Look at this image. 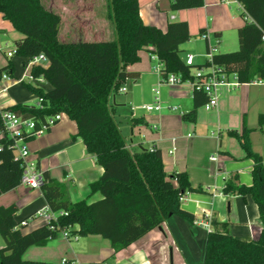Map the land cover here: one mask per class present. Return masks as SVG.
<instances>
[{
  "label": "trees",
  "instance_id": "trees-1",
  "mask_svg": "<svg viewBox=\"0 0 264 264\" xmlns=\"http://www.w3.org/2000/svg\"><path fill=\"white\" fill-rule=\"evenodd\" d=\"M245 18L238 28V49L216 53L213 62L234 71L240 83L264 81V0H237ZM205 0H170L173 11L202 7ZM0 13L23 34L16 42L14 54L33 58L43 54L47 66L34 65L32 74L42 75L52 85L50 90L24 82L41 99L40 104H14L0 109V194L21 184L23 159L14 152L13 139L2 123V111H12L23 118H33L36 127L47 116L64 113L75 121L78 133L102 175L90 184V194L101 198L73 202L64 183L43 172L41 192L56 219L29 232H24L28 218L16 220L18 207L0 206V235L5 241L0 248V264H72L23 258L31 246H44L68 229L72 234L101 235L108 239L115 252L127 248L159 227L172 215L193 222V213L181 208V200L189 192H206L193 187L186 172L169 174L164 168L159 148L142 143L128 144L113 113L111 96L129 77L138 75L127 70L140 60V51L150 50L163 63L162 79L174 74L181 82L193 80L192 66L181 57V45L191 39L187 21H171L164 31L146 24L139 11V0H108V18L115 29L113 41L62 42L58 38L61 16L46 8L42 0H0ZM205 29H201L203 33ZM206 60L197 66L208 65ZM14 75L10 61L0 68ZM208 100L206 93L193 89V108L182 118L195 121L197 109ZM142 121L133 119L132 124ZM264 125V112L258 117ZM228 133L240 142L247 157L253 160L250 186L240 184L237 176L225 180V194L251 195L257 204L261 232L258 239L245 241L234 237L229 222H218L208 232L203 264H264V158L252 149L250 132ZM30 139V134H25ZM25 222V224H22Z\"/></svg>",
  "mask_w": 264,
  "mask_h": 264
},
{
  "label": "crops",
  "instance_id": "crops-1",
  "mask_svg": "<svg viewBox=\"0 0 264 264\" xmlns=\"http://www.w3.org/2000/svg\"><path fill=\"white\" fill-rule=\"evenodd\" d=\"M75 1L65 3L62 13L52 5L43 4L61 16L59 40L113 41L115 29L108 18V0H94L90 8L83 0ZM139 11L146 24L164 31L171 21L188 22L191 39L180 46L183 59L188 53L203 56L204 49L207 50L208 42L200 38L201 29L209 35L210 44L218 41L225 47L222 52L218 49L219 53L234 51L239 46L238 28L245 21L237 0H205L202 7L176 11L171 10L170 0H139ZM0 16L3 18L1 13ZM228 34L235 35V42L229 47L224 43ZM22 37L13 25L0 20V68L10 61L14 66V75L0 81V109L17 103H38V96L24 85L34 65L29 64L28 58L14 54L16 42ZM10 51L12 56L8 55ZM195 61L203 63L205 59ZM157 68L163 70L157 56L148 49L141 50L140 60L127 68L138 76L127 78L123 83L126 91L116 92L110 101L128 144L159 148L167 173L186 172L193 187L205 189L206 192H189L181 200V208L193 213L195 220L190 222L172 215L119 252L101 235L67 239L59 233L44 246L29 247L23 254L24 259L57 263L65 260L72 264H203L208 232L218 222H229L231 234L238 239H258L262 226L252 196L225 194L222 189L232 175L237 176L240 184L253 183V160L228 131H241L244 125L253 129L249 135L252 149L264 158V125L262 128L258 125V117L264 112V81L223 88L216 107L200 106L196 120L188 121L182 116L194 105L191 83H166ZM40 87L50 90L52 85L45 81ZM153 103H160L161 110L148 112L143 108ZM133 119L142 122L132 124ZM77 133L76 122L64 114L49 131L27 140L26 161L41 173L47 171L64 183L71 201L93 202L101 194H90V184L102 175L103 168L87 151L83 140L74 138ZM10 205L18 207L15 217L18 222L28 218L24 232L46 223L43 217L34 216L47 207L40 188L20 184L0 194V206ZM4 245L0 235V248Z\"/></svg>",
  "mask_w": 264,
  "mask_h": 264
},
{
  "label": "built area",
  "instance_id": "built-area-1",
  "mask_svg": "<svg viewBox=\"0 0 264 264\" xmlns=\"http://www.w3.org/2000/svg\"><path fill=\"white\" fill-rule=\"evenodd\" d=\"M223 2H228L229 0H222ZM236 1V0H234ZM243 9V8H242ZM200 38L208 42L207 50L205 53V61L209 62L208 65L197 66L198 63L195 61V55L188 53L184 58L185 63L194 68L193 80L189 81L193 89L201 90L206 93L208 100L204 104L206 109H212L217 106L218 100L223 88H231L238 85L237 75L234 71L226 69L224 66L216 65L213 62V56L218 53V46L216 44H210L209 35L206 32L200 34ZM264 40V36L262 38ZM12 52H8L9 56H12ZM30 65H42L46 66L49 63V60L43 55L39 54L34 56L31 59H28ZM159 73L162 71L160 68H157ZM231 77L233 80H231ZM10 79V75L3 73L1 75L0 81ZM27 83L32 85L42 86L45 83V79L42 75L35 76L32 73L26 75ZM164 82L174 84L181 82L179 77L174 74H169L167 78L164 79ZM253 83H262V80H253ZM118 91H126V87L122 85ZM41 103V99H38V103ZM148 112L159 111L162 106L160 103L147 104L143 107ZM2 123L4 129L7 132L8 136L13 139V147L15 155L24 161V170L21 177V184L26 185L30 188L38 189L43 183V175L38 171L33 163L26 161L27 156L29 155V148L27 146V139L25 134H30L31 137L40 136L51 129L58 121L62 119L64 113H56L50 116H47L43 122H41L40 127H36V121L33 118H23L20 115L12 111H2ZM3 131H0L2 135ZM215 159V158H214ZM34 216L43 217L46 222L56 219L57 214L52 212L49 207L42 208L38 210ZM25 224V222H22ZM208 226L207 224H205ZM63 237L77 238L78 235L72 234L68 229L61 231ZM65 262V260L63 261Z\"/></svg>",
  "mask_w": 264,
  "mask_h": 264
},
{
  "label": "rangeland",
  "instance_id": "rangeland-1",
  "mask_svg": "<svg viewBox=\"0 0 264 264\" xmlns=\"http://www.w3.org/2000/svg\"><path fill=\"white\" fill-rule=\"evenodd\" d=\"M43 1V4L45 5V6H50V5H52L55 9H58V11H60V13H62L63 12V10H64V4L65 3H72V4H74V2H76L75 0H42ZM99 1V0H98ZM103 2H105V0H102ZM94 2V0H83V3H85L86 5H87V8H90L91 7V4ZM1 18H0V20L1 21H6V22H8V23H10L11 24V26H12V23L10 22V21H8V20H4L3 18H2V16H0ZM89 35H91V33H89L88 32V36ZM235 42V35L234 36H232L231 34H228L227 36H226V42H224V43H226L227 44V46L229 47V45H230V43L231 42ZM201 43V42H200ZM200 45V44H199ZM217 46H218V49H219V51L220 52H222L223 51V48H225V47H223L222 45H220V44H218L217 43ZM236 49L238 48V46L237 47H235ZM203 49V47L201 48V50ZM236 49H233V50H236ZM218 51V52H219ZM206 53V50L204 49V52H203V56H196L195 57V60H204L205 59V54ZM192 71L194 72V68H192Z\"/></svg>",
  "mask_w": 264,
  "mask_h": 264
}]
</instances>
